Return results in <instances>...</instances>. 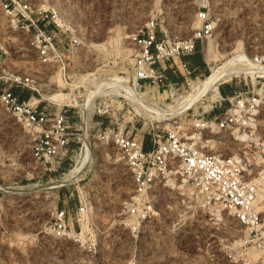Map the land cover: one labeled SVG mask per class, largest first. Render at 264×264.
<instances>
[{
	"label": "rangeland",
	"instance_id": "obj_1",
	"mask_svg": "<svg viewBox=\"0 0 264 264\" xmlns=\"http://www.w3.org/2000/svg\"><path fill=\"white\" fill-rule=\"evenodd\" d=\"M39 1L57 10L79 39L72 51H66L70 44L63 42L69 65L67 83L57 65L39 62L26 37L12 29L1 11L0 46L5 50L0 47V53L4 51L5 55L0 57V73L5 70L21 76L32 75L38 84L41 96L37 98L42 100V105L47 103L45 96L59 89L51 82L59 74L64 81L61 88L76 97L79 106L72 110L69 154L55 173L45 172L32 161L29 150L32 133L0 107V264H264L261 252L251 256L250 249L237 244L244 240L245 230L227 213L218 211V214L214 207L201 203L176 175L162 179L153 191L155 208L149 221L138 222L128 217L124 206L134 194L131 173L118 160L116 147L98 138V118L90 121L89 127L94 163L82 178L66 186L50 187L74 169L83 152L81 106L87 90L84 82L72 92L68 83L80 81L89 73L91 78L101 81L115 76L128 77L132 86L130 36L155 20L161 37L184 40L198 27L195 17L198 9L208 8L216 19L215 30L196 49L198 60H204L205 66L196 70L187 82L176 72L174 77L180 82L173 92L144 85L136 90L146 96L140 105L129 99V117L126 118L129 135H144L150 148L149 132L164 133L172 129L169 124L174 121L187 124L193 115L205 113L207 116L214 107L209 115L212 116L225 108L226 103L222 106L218 103L220 99L199 103L172 122H159L145 114V104H149L148 108L161 109L176 104L180 96L192 92L194 82L210 73L212 65L239 53L249 58L263 53L264 0ZM210 44L214 61L206 57ZM168 66L163 64V67ZM221 87L230 90L228 86L220 85L219 89ZM116 101V97H108L107 103L112 104L115 115L106 119V125L111 121V126L118 129L124 121L118 120L121 107ZM48 102L53 112L66 105ZM98 104L97 100L96 106ZM124 111L126 109L121 115ZM171 179L173 181L169 182ZM32 185L40 187L34 189ZM81 206L85 207V213L78 216V222L74 221L77 236L55 237L52 225L56 209L68 207L74 213Z\"/></svg>",
	"mask_w": 264,
	"mask_h": 264
},
{
	"label": "built area",
	"instance_id": "obj_2",
	"mask_svg": "<svg viewBox=\"0 0 264 264\" xmlns=\"http://www.w3.org/2000/svg\"><path fill=\"white\" fill-rule=\"evenodd\" d=\"M0 11L12 29L26 37L39 62L57 65L67 83L69 65L63 42L68 41L66 51H72L79 39L59 12L39 0H0ZM195 17L198 27L184 40L161 37L155 20L130 36L132 84L137 90L144 85H154L158 91L175 90L179 83L167 81L163 64H169L186 82L193 78L194 70L185 59L212 36L216 26L214 15L206 7L199 8ZM0 54L2 57L5 52ZM250 60L254 69L251 75L221 85L230 90L221 94L218 103L222 106L224 102L226 106L220 113L209 116L213 107L207 116L193 115L187 124L176 123L164 133L149 132L150 148L144 135H129L127 97L113 95L121 107L118 120L124 121L118 129L111 126V121L106 125V119L115 115L114 107L107 103L108 97H97L99 104L91 121L98 118V138L116 147L119 160L131 173L134 194L124 206L128 217L138 222L149 221L155 208L153 191L162 179L176 175L201 203L227 213L245 230L244 249L264 255V52L252 55ZM13 89L30 91V97L22 100ZM34 95L41 96L32 75L1 71L0 107L23 126L35 130L30 158L45 172L55 173L70 151L73 107L63 105L53 112L48 101L44 105L42 100L32 103ZM84 213L83 206L74 213L68 207L57 208L52 225L54 236L60 239L77 236L74 221L78 222V216Z\"/></svg>",
	"mask_w": 264,
	"mask_h": 264
},
{
	"label": "bare ground",
	"instance_id": "obj_3",
	"mask_svg": "<svg viewBox=\"0 0 264 264\" xmlns=\"http://www.w3.org/2000/svg\"><path fill=\"white\" fill-rule=\"evenodd\" d=\"M207 46V60L214 61L212 44ZM1 49L5 50L4 47H1ZM253 72L254 69L252 67L250 58L245 53L236 54L230 58L225 59L219 64L212 65L210 67V73L206 75L203 79H199L198 81L194 82L192 85V92L180 96L177 102L175 101L176 104L167 105L166 109H161L158 106L148 108L149 104H145V114L154 119H158L159 122H172L175 119H178L183 116L188 110L195 108L199 103H209L212 100L221 99L222 95L219 89L220 85L229 83L234 78L240 77L242 75H251ZM91 76L92 74L88 73L83 75L80 81L74 80L73 82L67 84L69 85L71 91L74 92L77 88L80 87L82 83L84 84L85 82L84 87H86L87 90L86 99L83 105L81 106V121L84 130L82 149L83 152L79 156L77 160V165H75L74 169L70 170V172L67 173L61 180L53 182L52 186H50L51 188L66 186L76 181L79 177H81L82 174L85 175L86 170L90 168L91 165L94 163L95 154L94 149L89 140V127L91 124L90 121L94 110L97 108L96 104L98 96H125L131 101L139 103V105L142 102L143 98L146 97L145 94H140V92L136 91L137 89L135 85H129L128 77L115 76L113 78L109 77L110 79L106 80L102 79L101 81L97 77L91 78ZM51 82H54V84L58 85L59 89L53 90L52 94L47 95L43 98L44 100L53 102L57 105L66 103V105H69L71 107L79 106V100L76 97L74 98L71 93L65 92L61 88L64 87V81L59 74L56 77L52 78ZM173 91L175 90H172L170 92ZM39 101H41V99H38L35 95L32 97V103H38ZM176 123L178 124L177 121L168 124L173 129ZM28 129L30 133H35V130L33 128ZM171 181L173 180H169V182ZM172 186H174V184ZM37 187L39 188L40 185H32V188L34 189ZM243 243L244 241L242 240H239L237 242V244L240 245H242ZM249 254L251 256H257L259 254V251L251 249L249 251Z\"/></svg>",
	"mask_w": 264,
	"mask_h": 264
},
{
	"label": "crops",
	"instance_id": "obj_4",
	"mask_svg": "<svg viewBox=\"0 0 264 264\" xmlns=\"http://www.w3.org/2000/svg\"><path fill=\"white\" fill-rule=\"evenodd\" d=\"M199 49V48H198ZM186 62L190 65V67L194 70V72L196 70H199L200 68H203L205 66V61L204 60H201L199 59L198 60V51L191 55V56H188L186 59ZM167 66V65H165ZM167 68V72H166V77H167V81L168 82H177L179 83L180 82V79H176L174 77V75L176 74L174 72V70L170 69V67H165ZM225 87H221L220 88V92L221 94H225L227 93V91H225L224 89ZM13 92L15 95L19 96L22 100H27L29 97H30V93L28 92H22L20 89H13Z\"/></svg>",
	"mask_w": 264,
	"mask_h": 264
}]
</instances>
